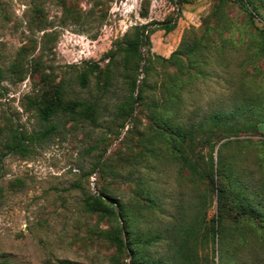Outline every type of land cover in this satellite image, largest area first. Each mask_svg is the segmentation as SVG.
<instances>
[{
  "label": "rangeland",
  "instance_id": "rangeland-1",
  "mask_svg": "<svg viewBox=\"0 0 264 264\" xmlns=\"http://www.w3.org/2000/svg\"><path fill=\"white\" fill-rule=\"evenodd\" d=\"M225 1L222 13L228 14L232 22L230 32H222L229 41L223 55L226 61L218 66L215 48L209 49L207 76L186 99L184 115L192 117L197 108L194 120L213 109H230L229 94L241 82L248 96L264 97V51L254 57L256 40L250 37L264 30V13L250 17L233 0ZM216 5L217 0H0V264H110L104 246L87 242L89 230L97 223L82 210L81 201L87 191L96 192L94 164L113 152L131 127L128 120L111 144L102 140L111 135L108 123L115 107L128 95L124 78L118 76L102 97L95 125L75 126L61 119L50 137L36 139L45 124L34 111L26 110L22 101L35 92L39 78L26 73L23 81L15 82L17 76L11 72L21 49L24 54L19 62L23 67L29 70L32 61L39 58L44 72L63 84L69 99H89L95 95L94 80L81 88L79 72L88 62H101L133 26L149 24L153 29L162 22L174 23L170 32L156 29L149 35L150 52L167 58L182 34L191 27H201ZM196 34L200 36L201 32ZM215 39L212 45L218 47L219 38ZM140 71L138 79L142 78ZM246 121L260 119L242 118L234 129L236 136L229 139L254 143V155L243 167L258 172L257 160L264 153V122L254 130L244 125ZM139 122L138 128L143 130L147 122L143 115ZM14 129L32 137L19 150L9 149ZM222 133L216 132L213 140ZM198 158L206 167V147L198 148ZM142 165L131 178H127V169L122 171V178L112 187L116 197L127 202L134 178L141 176L157 194L160 211L146 216L145 229L165 233L175 217L192 212V203L200 197L206 199V220L215 216L217 195L204 182H194L186 171L169 162L151 165L146 160ZM86 175H90L88 179ZM165 250L162 242L154 252L161 255Z\"/></svg>",
  "mask_w": 264,
  "mask_h": 264
},
{
  "label": "trees",
  "instance_id": "trees-1",
  "mask_svg": "<svg viewBox=\"0 0 264 264\" xmlns=\"http://www.w3.org/2000/svg\"><path fill=\"white\" fill-rule=\"evenodd\" d=\"M233 1L250 17L264 13V0ZM225 4V0H217L202 26L187 29L167 58L150 52L149 35L156 29L170 32L174 23L162 22L153 29H149V24L133 26L114 49L104 54L101 62H88L79 72L81 88L94 80L95 95L89 99H69L63 84L44 72L39 58L32 61L30 71L23 67L19 62L23 49L11 65L12 74L17 76L15 82L23 81L26 73L39 78L35 92L22 101L23 107L34 111L45 124L35 137L38 140L50 137L61 119L70 120L75 126L95 125L100 117L102 97L118 76L125 80L128 95L115 107L108 123L111 135L102 140L111 144L128 120L131 127L113 152L94 164L96 192L87 191L81 201L82 210L97 223L89 230L87 242L104 246L110 264H264V172L261 171L264 153L256 159L258 172L249 171L243 166L254 155V143L248 139H229L236 136L234 129L242 118L260 119L244 123L254 130L264 122V97L248 96L245 83L241 82L238 88L231 86L230 109H213L197 120H194L197 108L192 111V117L184 115L188 95L207 76L209 49L215 48L218 66L226 61L223 55L229 41L222 32H230L232 22L228 14L222 13ZM197 31L201 32L200 36ZM216 37L220 42L218 47L212 45ZM250 37L256 40L255 57L264 51V30H257ZM143 48H146L144 52ZM140 68L142 78L138 79ZM142 115L147 120L143 130L138 128ZM219 130L225 133L213 140L212 136ZM31 138L14 129L9 149L19 150ZM222 140L225 141L220 143ZM201 147L208 149L206 167L198 158ZM146 160L151 165L169 162L186 171L194 182H204L217 195L215 216L206 220L203 213L206 199L200 197L192 203V212L175 217L165 233L145 229L146 216L160 211L157 194L141 176L134 178V189L127 202L116 197L112 185L122 178L121 172L126 169L127 178L134 177ZM162 242L166 250L159 255L154 249Z\"/></svg>",
  "mask_w": 264,
  "mask_h": 264
}]
</instances>
